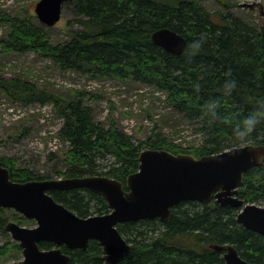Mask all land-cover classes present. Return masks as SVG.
Instances as JSON below:
<instances>
[{
    "label": "trees",
    "instance_id": "obj_1",
    "mask_svg": "<svg viewBox=\"0 0 264 264\" xmlns=\"http://www.w3.org/2000/svg\"><path fill=\"white\" fill-rule=\"evenodd\" d=\"M218 2L230 6L224 0ZM67 8H72L74 24L79 26V30L67 31L70 40L53 45L43 24L42 29L34 24L27 11L17 18H3L13 27L4 50L36 52L60 69L89 78L155 86L165 94L169 108L197 126L203 145L185 148L152 137L136 141L116 126L105 128L97 123L84 93L67 100L29 81L0 77V92L10 99L52 104L63 119L60 134L70 149L64 152L60 179L104 176L126 184L139 170L140 154L148 149L201 158L247 144L264 146V28L250 26L231 14H211L201 0H75L66 3L63 9ZM164 28L187 39L183 54H170L153 42V33ZM197 39H203V44L194 52L190 45ZM231 80L237 86L228 94L226 82ZM213 101L218 117L209 124L204 113ZM253 113L259 117L257 128L246 140L238 139L234 131ZM0 158L14 181L46 180L19 168L14 159ZM50 194L82 218L110 212L103 197L86 189ZM240 198L249 204H264V163L246 173ZM5 211L9 210L0 208V215ZM237 217L238 210L214 201L184 202L166 222L121 224L118 229L132 251L119 264H222L224 251L214 250V245H232L247 262L263 264L264 237L244 228ZM5 227L0 216V228L7 232ZM52 246L40 244L43 249ZM13 248L19 250V245ZM63 251L71 255L72 264H106L95 241L85 251L66 247ZM7 253L0 247V259Z\"/></svg>",
    "mask_w": 264,
    "mask_h": 264
},
{
    "label": "water",
    "instance_id": "obj_2",
    "mask_svg": "<svg viewBox=\"0 0 264 264\" xmlns=\"http://www.w3.org/2000/svg\"><path fill=\"white\" fill-rule=\"evenodd\" d=\"M74 1L41 0L35 15L44 26L55 27L62 19L64 5ZM152 40L174 55L183 54L188 45L186 38L166 28L154 32ZM263 163L264 146L254 144L201 158L148 149L140 154L139 170L126 184L104 176L21 183L12 180L0 158V208L15 210L37 223L35 228L14 221L6 224V231L22 249L24 259L19 264H71L63 247L85 251L93 241L101 246L106 264H119L132 251L119 225L155 219L166 222L172 210L184 202L214 201L234 208L240 225L264 237V206L240 198L246 173ZM83 189L103 197L110 212L82 218L50 194ZM42 243L54 247L43 250ZM213 249L224 251L222 264H254L244 260L232 245H214Z\"/></svg>",
    "mask_w": 264,
    "mask_h": 264
},
{
    "label": "rangeland",
    "instance_id": "obj_3",
    "mask_svg": "<svg viewBox=\"0 0 264 264\" xmlns=\"http://www.w3.org/2000/svg\"><path fill=\"white\" fill-rule=\"evenodd\" d=\"M40 1L0 0L2 79L29 81L42 90L58 93L67 100L84 93V100L92 108L97 123L105 128L116 126L133 136L136 141L152 137L185 148L203 145L201 136L196 132L197 126L169 108L165 94L155 86L132 80L123 82L89 78L76 71L60 69L51 59L36 52L5 51L3 44L8 40L13 27L11 23L4 21V17L17 18L28 11L33 16V23L48 31L55 46L70 40L68 30H79V26L73 21L72 8L63 9L62 19L55 27L41 26L42 23L35 15L36 5ZM218 1L201 0V4L211 14H231L250 26L264 28V0H224L230 6H223ZM69 22L73 24L68 25ZM93 96L95 98L87 99ZM62 126L63 119L55 113L52 104H25L0 92V157L16 160L19 168L33 172L36 178L60 179L58 174L64 170L63 155L70 149L60 134ZM7 210L9 211L0 215L6 224L14 221L27 228L37 226L34 220L26 219L15 210ZM15 244L18 243L11 235L0 228V247L8 252L0 259V264H19L24 259L22 249L13 248Z\"/></svg>",
    "mask_w": 264,
    "mask_h": 264
},
{
    "label": "clouds",
    "instance_id": "obj_4",
    "mask_svg": "<svg viewBox=\"0 0 264 264\" xmlns=\"http://www.w3.org/2000/svg\"><path fill=\"white\" fill-rule=\"evenodd\" d=\"M202 44H203V39H197L192 41L190 46L192 50L195 52L202 47ZM236 86L237 84L235 80L227 81L226 82L227 93L230 94L232 89H234ZM217 107L218 105L216 101L209 103L206 107L204 115L208 117L209 124L213 123L218 117ZM261 110H264V104L261 105ZM258 124H259L258 114L253 113L243 121V125L240 128L234 131V135L240 140H246L248 135L257 128Z\"/></svg>",
    "mask_w": 264,
    "mask_h": 264
},
{
    "label": "flooded vegetation",
    "instance_id": "obj_5",
    "mask_svg": "<svg viewBox=\"0 0 264 264\" xmlns=\"http://www.w3.org/2000/svg\"><path fill=\"white\" fill-rule=\"evenodd\" d=\"M54 246H52V248H53ZM64 248V247H63ZM41 249H43V248H41ZM47 249H51V248H45V249H43V250H47ZM69 255V254H68ZM71 256V255H70ZM72 258V257H71ZM72 264V263H71Z\"/></svg>",
    "mask_w": 264,
    "mask_h": 264
},
{
    "label": "bare ground",
    "instance_id": "obj_6",
    "mask_svg": "<svg viewBox=\"0 0 264 264\" xmlns=\"http://www.w3.org/2000/svg\"><path fill=\"white\" fill-rule=\"evenodd\" d=\"M239 13V12H238ZM259 21V20H258ZM189 122V121H188ZM22 168V167H21ZM119 228V227H118ZM11 254V253H10Z\"/></svg>",
    "mask_w": 264,
    "mask_h": 264
}]
</instances>
